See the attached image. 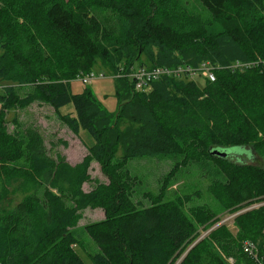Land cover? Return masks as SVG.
Masks as SVG:
<instances>
[{"label":"trees","instance_id":"16d2710c","mask_svg":"<svg viewBox=\"0 0 264 264\" xmlns=\"http://www.w3.org/2000/svg\"><path fill=\"white\" fill-rule=\"evenodd\" d=\"M198 1L206 17L180 0H0V264H86L72 233L96 207L104 217L84 226L98 246L91 264H176L218 214L205 203L187 206V194L165 199V183L144 193L148 204L135 200L128 162L154 155L179 158L169 175L178 165L211 167L207 191L231 214L263 203L233 218L235 232L226 223L211 229L178 264H258L243 250L247 240L263 260L264 166L253 161H264V0ZM105 11L123 25L120 35L102 21ZM202 61L215 66L202 85L162 77L136 91L114 77L115 112L89 87L70 88L98 67L112 76L135 64ZM34 102L90 135L80 161L51 156L36 126L9 131L10 109ZM68 104L74 112L61 113ZM93 161L106 182L91 179Z\"/></svg>","mask_w":264,"mask_h":264},{"label":"rangeland","instance_id":"374dc122","mask_svg":"<svg viewBox=\"0 0 264 264\" xmlns=\"http://www.w3.org/2000/svg\"><path fill=\"white\" fill-rule=\"evenodd\" d=\"M181 4L193 14H198L206 17L207 12L201 6L198 0H180ZM100 17L105 25L113 26L116 32L122 33L121 23L115 14L110 12L100 13ZM96 72H104V69H92ZM106 74V73H105ZM114 77L106 74V77H99L85 84L80 77H76L70 82L72 93H81L85 87H89L97 99L103 106L111 112L117 109V101L114 96ZM197 83L202 85L203 79H197ZM2 85H0L1 87ZM27 86L19 87V92L24 94L28 89ZM61 113L74 112L72 104H68L60 108ZM7 124L9 131H14L16 128H21L27 125L36 126L43 135L48 153L55 157L57 153L63 155L71 164H75L82 159L88 152L87 146L91 143L92 138L85 131L79 133L74 132L67 124L63 122L60 113L52 106L44 103L34 102L31 105L23 108H12L7 114ZM245 157H242L244 159ZM179 158L173 155H154V156H139L131 159L127 165L128 169L135 175L137 180L135 200H141L148 204V199L144 196L145 192H151L153 195L158 194L160 187L165 183L164 198L171 199L175 196H190L189 205L207 204L216 211L219 219L213 226L206 229H200V235H206L207 231L215 226H219V222L223 221L232 230L236 231L233 223V213L222 210L217 202L207 191V185L214 175V170L211 167H204L199 163H192L187 166H179L173 171V175H169L175 165V161ZM255 164L264 166V161L261 157H256L253 161ZM89 174L92 180L107 181L106 176L101 172L99 164L96 161L91 163ZM168 181L166 183V178ZM93 185V181L83 184L84 190H89ZM258 205V204H253ZM237 212V211H236ZM235 213V212H234ZM104 217L102 208H87L83 211L82 218L77 226L73 229V233L77 240V245L74 246L76 251L82 256L86 264H91L89 254H93L98 250V246L91 239L84 229L88 223L98 221ZM230 261H232L230 259Z\"/></svg>","mask_w":264,"mask_h":264},{"label":"built area","instance_id":"2783aa9c","mask_svg":"<svg viewBox=\"0 0 264 264\" xmlns=\"http://www.w3.org/2000/svg\"><path fill=\"white\" fill-rule=\"evenodd\" d=\"M249 63H239L235 62L233 67H242L249 66ZM214 68L210 61H202L197 65H191L188 63H182L177 66H165V65H156L152 67H147L145 65H131L128 68L121 67L119 72L112 77H126L134 84V89L136 91H147L150 89L151 83L161 79L162 77H174L177 79L184 80H193L197 82V79H203L213 81ZM80 77L82 82L87 84L91 80L99 77H106L104 72H96L90 70L87 73H80L77 75ZM243 250L253 259H255L258 264H264V255L263 260H259L258 248L253 241L247 240L243 243ZM264 254V253H263Z\"/></svg>","mask_w":264,"mask_h":264},{"label":"water","instance_id":"95a60500","mask_svg":"<svg viewBox=\"0 0 264 264\" xmlns=\"http://www.w3.org/2000/svg\"><path fill=\"white\" fill-rule=\"evenodd\" d=\"M211 153H212V154H215V155H218V156H225V155H226L225 152H221V151L216 150V149L213 150ZM261 204H263V203H261ZM261 204H258V205H261ZM258 205H251V206H249V207L243 208V209H241V210H239V211L233 213V216H236V215H238L239 213H242V212H244V211H247V210H249V209H251V208H254V207L258 206ZM221 223H223V221H220V222H219V224H221ZM215 227H216V226H215ZM213 228H214V227H213ZM213 228H211V229H213ZM211 229H209V230L207 231V233H208ZM202 237H204V235H200V236H199L194 242H192V244H191V245L188 247V249L182 254V256L179 257V259H178V261L176 262V264H178L179 261H181V260L184 258L183 256H185V255L187 254V252H188L189 249L192 247V245H194L196 242H198Z\"/></svg>","mask_w":264,"mask_h":264}]
</instances>
